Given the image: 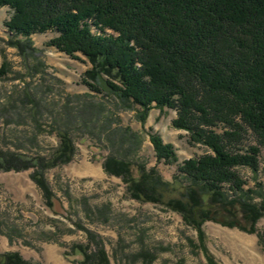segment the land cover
Listing matches in <instances>:
<instances>
[{
    "label": "trees",
    "instance_id": "obj_1",
    "mask_svg": "<svg viewBox=\"0 0 264 264\" xmlns=\"http://www.w3.org/2000/svg\"><path fill=\"white\" fill-rule=\"evenodd\" d=\"M3 6L11 10L4 22L9 46L26 54L34 50L32 34L55 32L48 45L89 63L83 83L91 91L106 90L136 107L141 123L153 108L172 109V125L206 147L178 163L170 181L154 168L106 156L103 170L121 178L131 198L180 215L196 231L207 264L217 263L207 253L203 223L257 232L264 191L248 186L238 168L256 174L264 146V0H0ZM246 132L256 144L242 148ZM56 136L48 157L0 150V171L31 169L49 208L54 196L44 173L75 152L69 133ZM148 139L157 162L177 163L172 144L156 133ZM85 233L86 242L71 247L81 256L78 264H110L102 243ZM0 264L40 263L5 251Z\"/></svg>",
    "mask_w": 264,
    "mask_h": 264
},
{
    "label": "rangeland",
    "instance_id": "obj_2",
    "mask_svg": "<svg viewBox=\"0 0 264 264\" xmlns=\"http://www.w3.org/2000/svg\"><path fill=\"white\" fill-rule=\"evenodd\" d=\"M10 12L0 7V68L6 64L0 73V150L48 157L58 145L56 132L64 130L75 152L68 163L44 173L54 196L51 208L30 179L31 169L0 171V253L16 251L40 264H78L81 256L71 247L84 244L88 230L110 264H207L196 231L180 215L131 198L121 178L102 168L104 158L113 155L154 168L170 181L178 163L206 147L190 143L187 131L172 125V109L153 108L141 123L136 107L126 108L106 90L91 91L83 83L89 63L48 45L55 32L32 34L34 50L26 54L9 46L4 22ZM149 133L173 145L175 165L156 161ZM241 140L242 148L256 144L250 132ZM258 158L256 174L245 167L238 171L248 186L261 184L264 191V146ZM202 230L217 264H264V217L256 233L212 221Z\"/></svg>",
    "mask_w": 264,
    "mask_h": 264
}]
</instances>
